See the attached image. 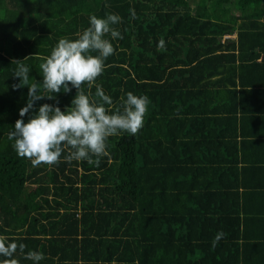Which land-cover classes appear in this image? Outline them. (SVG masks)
<instances>
[{"label": "trees", "instance_id": "16d2710c", "mask_svg": "<svg viewBox=\"0 0 264 264\" xmlns=\"http://www.w3.org/2000/svg\"><path fill=\"white\" fill-rule=\"evenodd\" d=\"M107 13L122 38L108 37L114 53L82 88L99 84L110 110L147 96L143 127L109 137L98 165L65 149L33 166L8 139L27 98L14 61L41 80L58 39ZM261 77L264 0H0V237L41 264H264V144L249 149L244 104ZM75 94L38 103L63 110Z\"/></svg>", "mask_w": 264, "mask_h": 264}, {"label": "clouds", "instance_id": "9594fccd", "mask_svg": "<svg viewBox=\"0 0 264 264\" xmlns=\"http://www.w3.org/2000/svg\"><path fill=\"white\" fill-rule=\"evenodd\" d=\"M134 16V12L131 13ZM115 13L100 17H88V27L75 38L61 37L50 53L41 58L39 65L41 80L30 79V66L23 60L14 61L16 67L11 75L18 78L13 89L27 88L24 106L19 108V118L8 132L12 147L21 157L28 158L33 166L52 165L68 149L65 160L86 161L98 165L100 158L108 155L109 137L126 133L135 135L142 127L149 98L129 91L121 98L119 106L110 110L112 98L97 84L94 94L85 92L104 70L105 60L114 53L112 40L121 39V32L114 27L121 22ZM72 88L76 94L70 105L62 110L57 100L58 93H68ZM28 115L25 121L24 117ZM217 231L211 247L218 246L224 238ZM26 245L0 237V264H18L14 258L17 251L31 264H41L45 255L41 251L28 250Z\"/></svg>", "mask_w": 264, "mask_h": 264}, {"label": "crops", "instance_id": "0c3cea01", "mask_svg": "<svg viewBox=\"0 0 264 264\" xmlns=\"http://www.w3.org/2000/svg\"><path fill=\"white\" fill-rule=\"evenodd\" d=\"M258 84L264 83V77L259 78ZM260 82V83H259ZM256 94H249L247 101L244 102L246 105L248 120L247 130L251 132L249 149L257 148L256 144H264V117L259 118L255 116L254 110H264V84L256 89ZM264 116V113H262ZM262 121V122H261ZM255 146V147H253ZM262 233V232H261Z\"/></svg>", "mask_w": 264, "mask_h": 264}]
</instances>
